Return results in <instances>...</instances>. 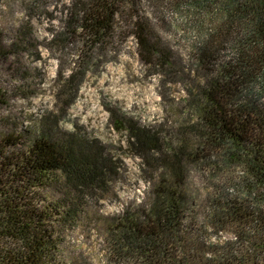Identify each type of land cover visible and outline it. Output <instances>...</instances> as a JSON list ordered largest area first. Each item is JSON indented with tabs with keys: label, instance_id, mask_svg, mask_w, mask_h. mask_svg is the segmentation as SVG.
I'll return each mask as SVG.
<instances>
[{
	"label": "trees",
	"instance_id": "16d2710c",
	"mask_svg": "<svg viewBox=\"0 0 264 264\" xmlns=\"http://www.w3.org/2000/svg\"><path fill=\"white\" fill-rule=\"evenodd\" d=\"M145 2H159L151 7L154 18L143 0L82 1L72 25L82 52L103 54L123 20L146 65L173 68L156 12L187 10L197 36L193 67L204 78L192 105L199 120L190 128L193 137L184 134L171 145L125 112L108 109L136 156L162 170L148 205L109 228L110 257L128 264H264V0ZM215 11L210 27L196 23ZM45 124L33 135L0 137V264H67L65 232L86 213L89 196L108 192L116 175L102 142ZM191 168L202 176L199 183ZM47 189L62 198L47 199Z\"/></svg>",
	"mask_w": 264,
	"mask_h": 264
},
{
	"label": "rangeland",
	"instance_id": "374dc122",
	"mask_svg": "<svg viewBox=\"0 0 264 264\" xmlns=\"http://www.w3.org/2000/svg\"><path fill=\"white\" fill-rule=\"evenodd\" d=\"M82 1L0 0V137L29 130L33 135L40 123L57 122L62 134L76 131L102 142L116 175L109 179L108 192L89 196L86 213L65 232L62 259L67 264H128L117 256L111 259L109 228L148 205L162 170L136 156L108 109L125 112L171 145H179L184 134L193 137L190 128L199 115L192 105L204 79L193 67L195 24L185 9L156 12V31L174 53L173 68L146 65L123 20H117L103 54H84L72 26ZM143 2L154 18L151 7L156 9L159 2ZM215 16L216 11L196 23L210 27ZM229 55V50L223 52L221 61ZM191 169L192 182L199 183L202 176ZM45 192L49 200L62 198L60 192Z\"/></svg>",
	"mask_w": 264,
	"mask_h": 264
}]
</instances>
